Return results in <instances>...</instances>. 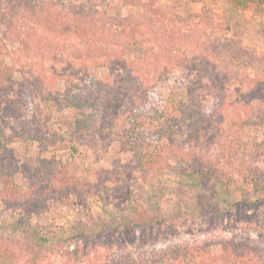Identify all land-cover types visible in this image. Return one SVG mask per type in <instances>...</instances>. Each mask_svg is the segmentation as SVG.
<instances>
[{"label": "rangeland", "instance_id": "1", "mask_svg": "<svg viewBox=\"0 0 264 264\" xmlns=\"http://www.w3.org/2000/svg\"><path fill=\"white\" fill-rule=\"evenodd\" d=\"M13 1L10 18L0 19V140L23 191L39 187L33 173L45 169L71 188L37 191L32 210L0 200V246L14 247L8 260L94 264L132 253L146 261L178 245L219 254L232 237L256 242L264 257V154L256 148L264 140V0H43L47 8L29 22ZM89 3L96 46L84 42L76 12ZM17 17L25 45L4 37ZM17 96L22 106L8 107L22 119L1 111ZM189 97L213 112L181 133L165 125L162 157L142 165L121 140L125 118ZM255 165L261 173L250 181ZM41 232L56 240L40 244Z\"/></svg>", "mask_w": 264, "mask_h": 264}, {"label": "trees", "instance_id": "2", "mask_svg": "<svg viewBox=\"0 0 264 264\" xmlns=\"http://www.w3.org/2000/svg\"><path fill=\"white\" fill-rule=\"evenodd\" d=\"M16 6L19 5L20 12L18 14L19 18L25 19L26 22L31 21L33 18V14L36 12H42L47 7L45 5V1L43 0H17ZM6 5L3 4L2 0H0V19L10 18V10L12 9L13 0H8ZM91 2V1H90ZM136 5V3H133ZM51 5V4H50ZM74 6V5H73ZM88 10L85 9L84 5H80V9L76 12H79V18L81 22H84V28L86 35H82L85 43H90L96 46L99 42L96 27L92 25L90 22L95 12V5L89 3L86 5ZM64 12H66V7L63 8ZM13 13V12H12ZM18 17L13 23V27L16 30L10 29L6 31L4 37L12 38V35H15V38L20 40L23 45H25V39L28 34V31H20L17 27ZM213 18V16H211ZM34 20V19H33ZM16 25V26H15ZM75 32L78 33V28L74 27ZM3 37V38H4ZM97 38V39H96ZM79 70V69H78ZM82 74H86L88 70L87 64L83 65L80 68ZM78 72V71H77ZM75 73V76H80L79 73ZM81 77V76H80ZM66 88L67 95L69 97L75 96V86H71L69 83V78L66 76ZM70 79L73 80L72 77ZM97 80V79H96ZM35 86V85H34ZM54 92L49 96L50 100L54 99ZM73 98V97H72ZM78 101V100H77ZM7 107H2V110L5 115H14L15 111L11 107H8L10 102L15 103L16 105L22 103L21 97H16L15 100H5L4 101ZM173 102V103H172ZM27 103V102H26ZM77 103H83L79 100ZM77 103H69V107L74 110L77 106ZM22 106V105H21ZM215 105H207L202 103L196 97H189L187 101L180 100L179 102H175L172 98L169 100V104L167 108L163 112H153L141 109L132 111L128 114L126 119V127L124 128L121 140H127V146L130 150L135 152L134 154L139 158L140 163L145 165L147 163L157 161V158H161V151L159 148L161 147V139L164 136L165 125H170L174 129L172 132L178 133L184 127H188L190 124L204 119L208 114L213 112ZM145 113H144V112ZM75 112V111H74ZM25 113H21L24 115ZM257 114L260 115V119L264 123V109L261 111H257ZM21 115L15 113L16 118H21ZM75 123L81 124L82 120L79 117L73 115ZM22 119V118H21ZM32 120L35 122V131H40V128L37 122L41 121V118H38L36 114L32 116ZM24 122V121H23ZM25 123V122H24ZM181 133V132H180ZM27 135L28 131L26 128L18 133ZM170 138V137H169ZM173 138H170L172 140ZM11 140L8 137V141ZM165 147L163 146L162 149ZM257 152L259 154H264V140L258 142L256 145ZM8 160V161H6ZM13 156L10 153V149L7 147L6 141L0 140V183L2 187L0 188V200L5 202V205L8 207L15 208L16 206H21L23 210H32L35 209L36 204L38 202V197L34 198L37 191H44L45 194L50 191L57 190H65L69 189L66 187H70V183H66L64 178L58 173V171H54L53 169H45L43 172L33 173L35 178V183L38 184L39 187L33 188V186L29 187V191H23L21 187H19L14 181V169H13ZM254 172L251 171V177L248 178L250 181H254L257 179V175L261 173V167L255 165ZM50 168V164H49ZM52 168V165H51ZM195 170V169H194ZM42 174V175H41ZM45 174V175H44ZM196 174V173H195ZM52 175L51 179L50 176ZM47 176H49L47 178ZM41 178V179H39ZM46 178V179H45ZM79 181H77L78 185ZM239 184V181H237ZM45 184V185H44ZM44 185L43 189L41 188ZM75 185V188L78 189ZM71 188V187H70ZM75 192H77L75 190ZM42 195L39 196V198ZM29 201H31L32 205H30ZM35 203H33V202ZM1 215V213H0ZM50 233L41 232L39 235V243H45L48 245L50 241L56 240L55 234L49 235ZM13 243V242H12ZM8 245V244H7ZM222 252L219 254H214L208 245H178L174 248H169V251L164 250L161 254H154V257H150L146 261H136L133 259V254L128 253L126 256L113 257L111 260L107 258L104 261H99L94 264H162L161 260H163V264H264V257H258V247L256 246V242H253V248L250 246L249 241L245 240H237L232 237L226 239L222 243ZM258 245V244H257ZM0 246V264H12V261L8 260V257H13L14 255V247L10 244L7 248ZM168 252V253H167ZM160 257V258H158Z\"/></svg>", "mask_w": 264, "mask_h": 264}]
</instances>
